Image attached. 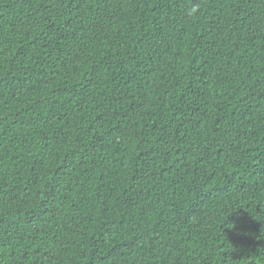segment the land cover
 <instances>
[{"label": "trees", "instance_id": "16d2710c", "mask_svg": "<svg viewBox=\"0 0 264 264\" xmlns=\"http://www.w3.org/2000/svg\"><path fill=\"white\" fill-rule=\"evenodd\" d=\"M0 264H264V0H0Z\"/></svg>", "mask_w": 264, "mask_h": 264}, {"label": "clouds", "instance_id": "9594fccd", "mask_svg": "<svg viewBox=\"0 0 264 264\" xmlns=\"http://www.w3.org/2000/svg\"><path fill=\"white\" fill-rule=\"evenodd\" d=\"M196 10H197V9H196L195 7L192 8L191 11L189 12V14H190V15H191V14H194V13L196 12Z\"/></svg>", "mask_w": 264, "mask_h": 264}]
</instances>
